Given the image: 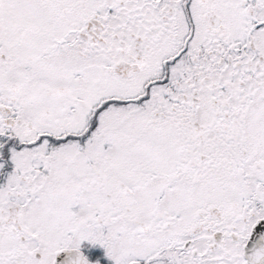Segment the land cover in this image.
Masks as SVG:
<instances>
[{
    "label": "snow or ice",
    "instance_id": "snow-or-ice-1",
    "mask_svg": "<svg viewBox=\"0 0 264 264\" xmlns=\"http://www.w3.org/2000/svg\"><path fill=\"white\" fill-rule=\"evenodd\" d=\"M0 264H264V0H0Z\"/></svg>",
    "mask_w": 264,
    "mask_h": 264
}]
</instances>
